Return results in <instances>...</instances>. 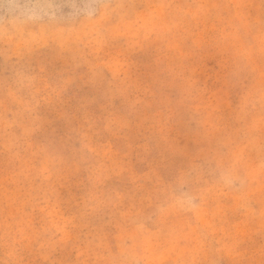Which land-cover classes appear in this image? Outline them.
Here are the masks:
<instances>
[{"label": "rangeland", "instance_id": "374dc122", "mask_svg": "<svg viewBox=\"0 0 264 264\" xmlns=\"http://www.w3.org/2000/svg\"><path fill=\"white\" fill-rule=\"evenodd\" d=\"M0 264H264V0H0Z\"/></svg>", "mask_w": 264, "mask_h": 264}]
</instances>
